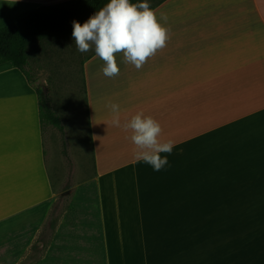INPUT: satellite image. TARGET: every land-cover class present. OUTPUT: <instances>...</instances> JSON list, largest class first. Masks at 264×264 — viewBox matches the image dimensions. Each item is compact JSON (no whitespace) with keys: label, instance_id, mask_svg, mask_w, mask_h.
Here are the masks:
<instances>
[{"label":"crops","instance_id":"0c3cea01","mask_svg":"<svg viewBox=\"0 0 264 264\" xmlns=\"http://www.w3.org/2000/svg\"><path fill=\"white\" fill-rule=\"evenodd\" d=\"M66 1L0 0V28ZM151 8L170 39L140 70L122 53L114 78L95 53L81 64L103 264H264V0ZM37 91L0 65V228L16 227L15 259L32 247L50 261L72 235L44 230L56 201L44 136L57 129L41 125ZM109 101L122 122L140 110L159 121L175 142L164 168L134 161L131 133L106 124Z\"/></svg>","mask_w":264,"mask_h":264},{"label":"rangeland","instance_id":"374dc122","mask_svg":"<svg viewBox=\"0 0 264 264\" xmlns=\"http://www.w3.org/2000/svg\"><path fill=\"white\" fill-rule=\"evenodd\" d=\"M158 1L160 0H147L150 7ZM93 53L94 50L86 53L77 51L72 32L63 37L33 43L27 48L26 75L33 80V85L39 92L48 98L49 105L64 128V133L59 134L57 130L46 126L47 131L52 133L46 135V131L44 136L45 144L52 149L51 163L47 167L56 191L54 208L49 214L43 215L46 221L44 230L48 231L51 226L60 227L65 229V233L70 232L72 238L69 252L67 243L66 252L62 248L60 255L53 256L50 261L43 258L44 251L40 252L39 257L35 251L32 252V247L18 260L15 259V240L18 236L16 227H8L7 235L4 236L0 228V264H103L98 235L92 151L81 78V64ZM62 140L66 145L65 154L61 153ZM64 218H67L68 223ZM24 229L26 228H22ZM10 233L13 234L11 241ZM76 237L81 238L82 244ZM47 245L44 243V250ZM83 245L86 249L80 247Z\"/></svg>","mask_w":264,"mask_h":264},{"label":"clouds","instance_id":"9594fccd","mask_svg":"<svg viewBox=\"0 0 264 264\" xmlns=\"http://www.w3.org/2000/svg\"><path fill=\"white\" fill-rule=\"evenodd\" d=\"M167 21L168 17L164 13L157 17L147 0L141 3L109 0L83 25L73 20L72 37L77 51L86 53L94 50L95 56L104 62L103 75L114 78L120 72L117 54L122 53L125 63L140 70L159 50L166 47L170 39ZM106 107L110 110L107 126L131 133L126 138L134 145L135 162L143 161L152 166L154 171H160L168 164V157L161 154H171L175 142L161 139L163 129L159 121L140 110L122 122L119 104L109 101Z\"/></svg>","mask_w":264,"mask_h":264},{"label":"trees","instance_id":"16d2710c","mask_svg":"<svg viewBox=\"0 0 264 264\" xmlns=\"http://www.w3.org/2000/svg\"><path fill=\"white\" fill-rule=\"evenodd\" d=\"M143 0H130L139 3ZM109 0H69L63 3L40 6L28 15L0 28V65L11 64L30 81L25 67L28 63L27 48L33 43L69 35L72 21L81 25ZM41 125H51L63 134L59 118L53 112L48 99L37 91Z\"/></svg>","mask_w":264,"mask_h":264}]
</instances>
